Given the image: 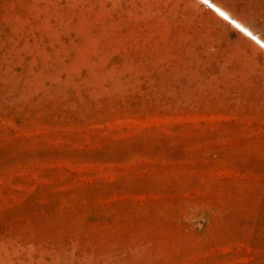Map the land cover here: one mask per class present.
Segmentation results:
<instances>
[{
    "label": "rangeland",
    "instance_id": "rangeland-1",
    "mask_svg": "<svg viewBox=\"0 0 264 264\" xmlns=\"http://www.w3.org/2000/svg\"><path fill=\"white\" fill-rule=\"evenodd\" d=\"M0 264H264V51L198 0H0Z\"/></svg>",
    "mask_w": 264,
    "mask_h": 264
},
{
    "label": "bare ground",
    "instance_id": "bare-ground-1",
    "mask_svg": "<svg viewBox=\"0 0 264 264\" xmlns=\"http://www.w3.org/2000/svg\"><path fill=\"white\" fill-rule=\"evenodd\" d=\"M198 1L204 8H207L216 17L227 22L232 28L237 30L241 36L248 39L251 43L264 51V37L252 29L249 25L244 23L241 19L234 16L232 12L214 0Z\"/></svg>",
    "mask_w": 264,
    "mask_h": 264
},
{
    "label": "snow or ice",
    "instance_id": "snow-or-ice-1",
    "mask_svg": "<svg viewBox=\"0 0 264 264\" xmlns=\"http://www.w3.org/2000/svg\"><path fill=\"white\" fill-rule=\"evenodd\" d=\"M223 15V14H222Z\"/></svg>",
    "mask_w": 264,
    "mask_h": 264
}]
</instances>
